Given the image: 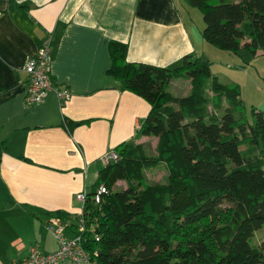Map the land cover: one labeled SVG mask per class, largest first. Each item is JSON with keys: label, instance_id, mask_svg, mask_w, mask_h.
I'll return each mask as SVG.
<instances>
[{"label": "trees", "instance_id": "obj_1", "mask_svg": "<svg viewBox=\"0 0 264 264\" xmlns=\"http://www.w3.org/2000/svg\"><path fill=\"white\" fill-rule=\"evenodd\" d=\"M184 4L202 12L201 35L210 45L264 56V0ZM127 50L108 41L107 74L148 103L139 134L156 141L151 151L127 140L111 149L117 157L103 164L95 186L107 193L84 207L86 228L78 234L86 252L96 264H264V240L253 242L264 226V112L248 110L241 86L213 75L202 56L186 54L166 67L128 61ZM171 79H188L189 93L174 95ZM75 124L66 119L68 129ZM153 168L166 170L167 179L147 183L143 172ZM43 213L70 219L75 233L76 216Z\"/></svg>", "mask_w": 264, "mask_h": 264}, {"label": "crops", "instance_id": "obj_2", "mask_svg": "<svg viewBox=\"0 0 264 264\" xmlns=\"http://www.w3.org/2000/svg\"><path fill=\"white\" fill-rule=\"evenodd\" d=\"M185 8L184 0H0L2 261L24 256L32 243L44 249L55 217L43 210L79 213L75 194L95 190L88 185L107 151L124 140L155 145L139 134L148 103L107 74L108 41L127 43L128 61L176 66L184 55L199 54ZM48 38L54 88H67L69 96L60 101L50 91L26 106L23 64ZM184 81L168 86L184 89ZM66 119L76 123L71 130Z\"/></svg>", "mask_w": 264, "mask_h": 264}, {"label": "rangeland", "instance_id": "obj_3", "mask_svg": "<svg viewBox=\"0 0 264 264\" xmlns=\"http://www.w3.org/2000/svg\"><path fill=\"white\" fill-rule=\"evenodd\" d=\"M184 11V17L190 27L193 40L198 46L199 54L212 62L211 72L213 75L218 76L223 82L238 83L241 86V98L249 110L252 105L256 106L259 110L264 112V56L258 52L256 56H252L246 51H241L238 54L231 51H224L215 48L208 42L203 40L201 32L203 29L202 12L195 7H187ZM189 82L184 81V89L179 85L172 84L167 86L174 94L185 96L187 95V87ZM150 151L154 147V142L147 143L146 146ZM143 175L147 183L153 184L167 179L166 170L163 168H153L144 170ZM97 183L96 178L90 180L89 190L95 188ZM124 181H118L117 188L124 187ZM230 203L223 202V206H228ZM46 233V239L43 241V251H53L57 249L53 234ZM264 240V226L254 233L253 242L255 244ZM37 244L38 243H32ZM30 245V246H31Z\"/></svg>", "mask_w": 264, "mask_h": 264}, {"label": "built area", "instance_id": "obj_4", "mask_svg": "<svg viewBox=\"0 0 264 264\" xmlns=\"http://www.w3.org/2000/svg\"><path fill=\"white\" fill-rule=\"evenodd\" d=\"M2 12L0 11V15ZM50 39L36 51L35 55L26 59L23 64V71L26 74V94L24 104L31 106L41 101L50 91H55L56 96L62 101L69 96V90L54 88L49 63H50ZM116 153L107 151L101 162L107 164L116 159ZM107 188L104 184H98L94 197L95 202H99L100 194L105 193ZM87 191L83 190L76 194V199L84 201ZM83 207L77 215L75 233H70V221L59 218L49 220L48 228L52 232L57 243V249L52 252H43L37 245H31L26 256L18 261V264H96L95 260L88 255L83 247L80 231H85V218ZM97 239V237H96ZM0 264H9L0 260Z\"/></svg>", "mask_w": 264, "mask_h": 264}, {"label": "bare ground", "instance_id": "obj_5", "mask_svg": "<svg viewBox=\"0 0 264 264\" xmlns=\"http://www.w3.org/2000/svg\"><path fill=\"white\" fill-rule=\"evenodd\" d=\"M51 53V52H50ZM83 190H85V189H82L81 191H83ZM81 191H78V192H81ZM78 192H76V194L78 193ZM96 192H97V187L95 188V190L93 191V192H91V193H88L87 192V195H86V198L84 199V201H80V200H77L76 199V194H75V199L77 200V201H79L80 203H81V207H80V210H81V208L83 207V210H84V207H85V203H86V201L88 200V198H93L94 199V197H95V195H96ZM105 193H107V191L105 192ZM105 193H101L100 194V200H99V202L101 201V197L103 196V194H105ZM98 202V203H99ZM94 203H97V202H95L94 201ZM79 214V213H78ZM77 214V215H78ZM77 215H75L76 217H77ZM69 221H70V219H69ZM47 228H48V225H47ZM48 230H49V228H48ZM52 233V232H51ZM33 245H37V244H33ZM38 247H39V245H37ZM40 248V247H39ZM41 250V249H40ZM56 250V249H55ZM55 250H53V251H55ZM49 252H52V251H49ZM24 256H26V254L24 255ZM24 256H22V257H20V258H17V259H15V260H13L12 262H5V261H3V262H5V263H9V264H18V261L21 259V258H23ZM1 260V259H0ZM2 261V260H1Z\"/></svg>", "mask_w": 264, "mask_h": 264}]
</instances>
